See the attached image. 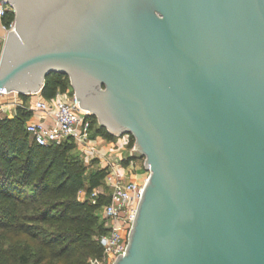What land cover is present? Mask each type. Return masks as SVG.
I'll list each match as a JSON object with an SVG mask.
<instances>
[{"label":"water","instance_id":"obj_1","mask_svg":"<svg viewBox=\"0 0 264 264\" xmlns=\"http://www.w3.org/2000/svg\"><path fill=\"white\" fill-rule=\"evenodd\" d=\"M0 89L67 77L149 174L112 264H264V0H8Z\"/></svg>","mask_w":264,"mask_h":264},{"label":"trees","instance_id":"obj_2","mask_svg":"<svg viewBox=\"0 0 264 264\" xmlns=\"http://www.w3.org/2000/svg\"><path fill=\"white\" fill-rule=\"evenodd\" d=\"M13 20L7 12L3 23ZM67 89V77L50 76L40 94ZM29 116L18 107L14 117H0V264H88L103 252L96 238L107 231L99 214L106 199L92 204L77 195L101 185L106 168H88L72 142L34 143L25 128ZM91 118L92 134L114 137Z\"/></svg>","mask_w":264,"mask_h":264},{"label":"built area","instance_id":"obj_3","mask_svg":"<svg viewBox=\"0 0 264 264\" xmlns=\"http://www.w3.org/2000/svg\"><path fill=\"white\" fill-rule=\"evenodd\" d=\"M7 12H13L11 3L0 0L1 20ZM2 26L8 32L13 28V22L9 26L3 23ZM34 95L37 99L26 108L32 115L25 124L34 143L49 147L68 141L74 144L85 159L97 156V151L91 144V114L79 106L71 89L58 90L51 98H44L40 93ZM10 96V100L1 102L2 98ZM18 107L21 104L17 94L0 89V113L10 114L11 110L16 111ZM146 179L142 182L129 181L118 166L108 165L101 185L93 188L89 194L84 189L78 192V200L87 199L92 204L101 197L106 199L99 214L107 231L96 238L103 252L100 257H90L88 264H112L117 255L123 254Z\"/></svg>","mask_w":264,"mask_h":264},{"label":"crops","instance_id":"obj_4","mask_svg":"<svg viewBox=\"0 0 264 264\" xmlns=\"http://www.w3.org/2000/svg\"><path fill=\"white\" fill-rule=\"evenodd\" d=\"M3 20L0 19V40H2L7 31L2 26ZM34 96V99L31 97ZM13 97V95H12ZM18 102L21 104L22 108H28L30 105L34 104V101L37 99L36 95L22 97L17 94ZM11 99L10 98H2L1 102H5ZM17 111V108H16ZM16 111L11 110V113H0V117H14ZM30 112V116L27 121L30 119L32 112ZM26 121V122H27ZM130 143V135L122 134L120 136H114L112 139H109L100 134H92L91 133V144L95 147L97 151V156L93 159L87 158L86 166L88 168H93V162L96 167L106 168L108 165H115L119 167L123 173H125V177L129 181H137L142 182L148 177V170L144 167V161L142 158H138L133 151V147H129ZM82 158L85 160L84 155L82 154ZM91 161V162H89Z\"/></svg>","mask_w":264,"mask_h":264},{"label":"rangeland","instance_id":"obj_5","mask_svg":"<svg viewBox=\"0 0 264 264\" xmlns=\"http://www.w3.org/2000/svg\"><path fill=\"white\" fill-rule=\"evenodd\" d=\"M51 77L54 78V79H58V78H60V77L63 78L62 76H59V75H52ZM31 99H34V96L31 97ZM97 124H98V123H97ZM75 149H76V148H75ZM76 152H77V153H76ZM72 153H73V152H72ZM75 153L78 154L80 157L82 156L81 152H80L78 149L75 150ZM75 153H74V154H75ZM82 160H83V163H84L85 165H87V164H86V162H87L86 160H87V159L84 160V159L82 158ZM89 162H91V161H89ZM92 164H93V165H92L93 168H96V165L94 164V162H93ZM93 168H91V169H93Z\"/></svg>","mask_w":264,"mask_h":264}]
</instances>
